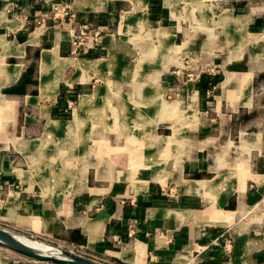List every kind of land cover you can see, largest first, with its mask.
<instances>
[{
    "label": "crops",
    "instance_id": "0c3cea01",
    "mask_svg": "<svg viewBox=\"0 0 264 264\" xmlns=\"http://www.w3.org/2000/svg\"><path fill=\"white\" fill-rule=\"evenodd\" d=\"M0 228L264 264V0H0Z\"/></svg>",
    "mask_w": 264,
    "mask_h": 264
},
{
    "label": "water",
    "instance_id": "95a60500",
    "mask_svg": "<svg viewBox=\"0 0 264 264\" xmlns=\"http://www.w3.org/2000/svg\"><path fill=\"white\" fill-rule=\"evenodd\" d=\"M0 247L11 251L19 256L35 262V263H49V264H96L89 260L75 256L68 251L58 250L59 255L47 256L38 253L27 247L16 237L15 234L0 228ZM56 249V248H55Z\"/></svg>",
    "mask_w": 264,
    "mask_h": 264
},
{
    "label": "rangeland",
    "instance_id": "374dc122",
    "mask_svg": "<svg viewBox=\"0 0 264 264\" xmlns=\"http://www.w3.org/2000/svg\"><path fill=\"white\" fill-rule=\"evenodd\" d=\"M221 20H224V18H227V16L226 15H222L221 17ZM226 20V19H225ZM98 85H100V82L99 81H97V80H95L94 81V83H92V87H90V89L89 90H93V89H95L96 88V86H98ZM128 91H130L131 92V90L130 89H128ZM133 93L132 94H134L135 92L134 91H132ZM111 95V98L112 99H114V98H116L117 96H118V94H114V93H111L110 94ZM71 96L74 98V99H72L73 101L75 100V98H76V96H77V93H73V94H71ZM84 103H86V99L85 98H81L80 99V102H79V107L81 108V107H83L84 106ZM72 107L73 106H75L74 104H72L71 105ZM79 113V112H78ZM77 114V113H76ZM62 116H65V117H67V116H69V115H67V114H64V115H62ZM79 122V121H78ZM78 122H77V124H78ZM85 124H86V120H83L82 122H81V126H80V128L82 129V128H85ZM85 134V133H84ZM66 139V138H65ZM64 139V140H65ZM59 144V143H58ZM46 155V154H45ZM50 154L48 153L47 155H46V157L44 156V162H43V160H40L38 163V165L40 166L41 164H44V166H45V162L47 161V156H49ZM37 163V162H36ZM41 178V177H40ZM15 234V233H14ZM15 235H19V236H22V237H26V236H24V235H20V234H15ZM26 238H29V237H26ZM29 239H32V240H36V241H39V240H37V239H33V238H29ZM39 242H41V241H39ZM41 243H43V242H41ZM45 244V243H44ZM47 245V244H46ZM54 248V247H53ZM62 251H65V250H62ZM75 256H78V257H81V258H83V259H86V260H89V261H91V262H94V263H96V264H122L121 262H117V261H115V260H113V259H111V258H109V257H107V256H105V255H101V254H90V253H87L86 251H84V250H80L78 253H76L75 254ZM0 257H2V258H13V259H15V258H23V257H21V256H19L18 254H15V253H13V252H11V251H8V250H6V249H4V248H1L0 247ZM23 259H25V258H23ZM29 261V260H28ZM32 262V261H31ZM35 263V262H34ZM36 264H49V263H36Z\"/></svg>",
    "mask_w": 264,
    "mask_h": 264
},
{
    "label": "bare ground",
    "instance_id": "6f19581e",
    "mask_svg": "<svg viewBox=\"0 0 264 264\" xmlns=\"http://www.w3.org/2000/svg\"><path fill=\"white\" fill-rule=\"evenodd\" d=\"M58 124V123H57ZM59 125V124H58ZM60 127V126H59ZM69 128V125H68ZM101 226L102 224L97 222L95 223L93 226H89V229H92V233L96 234L99 233L101 231ZM16 237L19 239V241H21L23 244H25L27 247H29L30 249L37 251L38 253L42 254V255H47V256H57L59 255V252L57 249L48 246L44 243H41L39 241L36 240H32L26 237H22L19 235H16Z\"/></svg>",
    "mask_w": 264,
    "mask_h": 264
},
{
    "label": "built area",
    "instance_id": "2783aa9c",
    "mask_svg": "<svg viewBox=\"0 0 264 264\" xmlns=\"http://www.w3.org/2000/svg\"><path fill=\"white\" fill-rule=\"evenodd\" d=\"M82 35H83V32H80V36H82ZM97 37H98L97 34H91V35L89 36L90 42H93V43H94ZM228 247H229L228 243L225 242V244H224V248H225L226 251H228ZM79 251H80L79 248H73V249H71V250H68L69 253H72V254H74V255H75L76 253H78Z\"/></svg>",
    "mask_w": 264,
    "mask_h": 264
}]
</instances>
